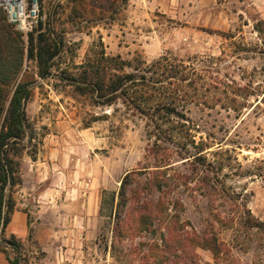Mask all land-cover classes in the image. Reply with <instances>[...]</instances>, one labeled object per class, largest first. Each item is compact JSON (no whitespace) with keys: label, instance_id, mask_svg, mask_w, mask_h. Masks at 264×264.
Listing matches in <instances>:
<instances>
[{"label":"rangeland","instance_id":"obj_1","mask_svg":"<svg viewBox=\"0 0 264 264\" xmlns=\"http://www.w3.org/2000/svg\"><path fill=\"white\" fill-rule=\"evenodd\" d=\"M39 8L35 43L45 33L60 51L41 74L22 36L12 84L30 83V128L11 153L20 183L7 193L27 230L1 229L0 251L20 264H264V0ZM106 57L135 73L162 61L146 72L161 92L151 102L180 115L157 120L78 90L70 76L122 72ZM128 172L127 195L139 190L147 210L119 206Z\"/></svg>","mask_w":264,"mask_h":264},{"label":"trees","instance_id":"obj_2","mask_svg":"<svg viewBox=\"0 0 264 264\" xmlns=\"http://www.w3.org/2000/svg\"><path fill=\"white\" fill-rule=\"evenodd\" d=\"M38 23L40 27L43 25L41 19ZM34 30L29 33L27 56L29 59L36 58L41 74H46L60 51V45L56 40L48 38L45 33H39L35 43ZM22 36L20 31L7 22L5 14L0 9V230H4L10 224L11 214L15 209V202L7 191L20 183L19 162L11 153L21 150V141L27 136L30 128L26 112L31 96L30 83L18 81L12 84L24 64L26 53ZM106 61L108 66H114L115 70L122 72L107 80L105 77L93 79L91 71L86 70L83 72L82 81L70 76L76 88L81 92L93 94L98 104L112 105L121 99L134 109L148 113L153 119L165 120L168 116L180 115L175 107L151 102L153 96L161 92L157 85L159 82L148 79L146 72L153 70L157 73L163 66L162 61L155 62L141 73L124 71L128 62L118 57H106ZM131 173L133 172H128L121 182L118 204L126 208L129 202H132L134 207L147 210L146 205L136 198L139 190H133L131 197L127 195ZM141 216L144 219L146 212ZM247 224L248 222L245 225L248 226ZM11 245L15 247L14 249L18 248L15 242ZM7 259L10 264H20L17 259L11 260L8 256Z\"/></svg>","mask_w":264,"mask_h":264},{"label":"built area","instance_id":"obj_3","mask_svg":"<svg viewBox=\"0 0 264 264\" xmlns=\"http://www.w3.org/2000/svg\"><path fill=\"white\" fill-rule=\"evenodd\" d=\"M40 0H0L6 20L27 38L40 20Z\"/></svg>","mask_w":264,"mask_h":264},{"label":"crops","instance_id":"obj_4","mask_svg":"<svg viewBox=\"0 0 264 264\" xmlns=\"http://www.w3.org/2000/svg\"><path fill=\"white\" fill-rule=\"evenodd\" d=\"M26 213L21 210H16L12 216V222L8 227L9 232L16 234V236L23 237L27 230ZM16 223L13 224V223ZM0 264H10L5 253L0 251Z\"/></svg>","mask_w":264,"mask_h":264}]
</instances>
